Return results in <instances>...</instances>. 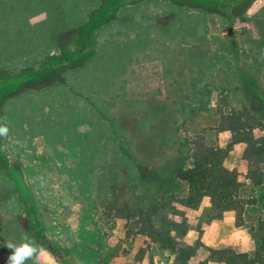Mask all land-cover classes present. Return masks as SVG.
<instances>
[{
	"label": "rangeland",
	"instance_id": "rangeland-1",
	"mask_svg": "<svg viewBox=\"0 0 264 264\" xmlns=\"http://www.w3.org/2000/svg\"><path fill=\"white\" fill-rule=\"evenodd\" d=\"M26 89L35 93L17 96L18 121L52 110L30 126L37 137H0V264L25 237L37 247L26 264H174L140 228L142 214L187 195L180 156L198 143L226 148L231 116L253 132L238 137L245 147L264 145V0H0V104ZM242 149L226 167L245 171ZM14 163L26 190L11 181ZM254 195L242 229L255 251L264 184ZM170 220L169 209L154 217ZM233 245L218 249L243 252ZM208 257L200 249L189 264Z\"/></svg>",
	"mask_w": 264,
	"mask_h": 264
},
{
	"label": "trees",
	"instance_id": "trees-1",
	"mask_svg": "<svg viewBox=\"0 0 264 264\" xmlns=\"http://www.w3.org/2000/svg\"><path fill=\"white\" fill-rule=\"evenodd\" d=\"M228 119L231 120L230 124L221 129L231 137L226 148L198 143L195 148L178 159L179 168L176 172V179L187 186V195L184 198L168 197L167 199L170 200L168 203L166 201L159 206H154L147 214H142L140 234L148 238L151 244H157L161 249L171 251L175 255L174 264H189L200 249H205L209 253V257L202 264L209 262L264 264L263 219H260L257 225L250 229L257 243L252 253L239 252L234 247L214 249L202 242V238L210 231L212 224L224 220L228 214L235 216L236 227H248L245 211L248 207L257 205L258 198L254 193L257 187L264 184L262 167L264 145L256 148L255 143H249L248 148L245 147L246 140L238 139V137H253V132H247L246 125L234 121V116ZM236 148H246L243 157L245 164L243 173L226 167L230 153ZM82 180L85 182V179ZM19 189L26 190L22 187ZM24 194L26 198L29 197L27 191H24ZM22 196L24 198V195ZM205 198L210 200L207 220L196 227L199 234L197 243L187 245L181 242V239L194 228L192 221ZM166 209L170 210L172 220L157 226L154 221L155 215ZM133 217L130 216V218ZM145 254V251H140L138 259L143 260Z\"/></svg>",
	"mask_w": 264,
	"mask_h": 264
},
{
	"label": "crops",
	"instance_id": "crops-1",
	"mask_svg": "<svg viewBox=\"0 0 264 264\" xmlns=\"http://www.w3.org/2000/svg\"><path fill=\"white\" fill-rule=\"evenodd\" d=\"M56 37L53 38V42L54 39ZM54 44V43H53ZM56 47V46H55ZM55 47L50 51V54H53V50L55 49ZM66 52H72L71 48L66 49ZM30 59V58H29ZM33 60V59H31ZM25 63H22L21 68H25L27 65H23ZM16 65V64H14ZM20 67V66H19ZM17 68V67H16ZM14 69H10V70H15ZM27 68V67H26ZM16 71V70H15ZM81 87H78V90ZM24 91H28L27 93H35L33 91H29V90H20L19 94H13V96H11L10 98L7 99V109L5 110L4 107V102H2V105L0 106V125L6 126L8 128V134L7 135H3L0 137H9L11 143H16L17 142V137H37V135H33V129L31 130L32 126L31 124L28 123V121H18L17 116L13 113V106L15 104V102H17V96L21 97L22 95H27L24 94ZM5 104V105H6ZM70 106V108L72 109H88L90 110L91 107V103H85L84 105L78 104L75 105V103L71 104L68 103ZM48 106L50 108V110L48 109ZM57 104H54L53 107H57ZM78 106V107H77ZM53 108V109H54ZM16 109V108H15ZM43 112L40 113L36 119L34 121H36L34 123L33 126H40V128L42 127V122L43 120H47L49 119V114L50 111L52 110V107L50 105H47L43 108ZM55 110V109H54ZM49 125H53V124H49ZM1 147V146H0ZM242 152H244V150L242 148H237L236 150L232 151L230 153V157L237 153L240 154L242 156ZM229 159V158H228ZM227 165V163H226ZM227 168H229L230 170H233V167H229L227 166ZM11 172L12 173V177H11V181L14 184L15 188L18 187H22V188H28V177H27V170L25 167H22V164H20L19 166L16 165V163L13 164V167L11 168ZM18 170V171H17ZM239 172H243L242 168L238 169ZM17 175V176H16ZM208 199L209 198H205ZM210 202V200H209ZM198 239V234L192 230L189 231V233L187 234V236L185 237V241L190 245L192 243H194L195 240ZM203 242L206 246L208 247H212L215 249L221 248L225 245H241L242 246V250L243 252H249V250L254 251L253 249H251V238L247 232V230H244L242 228H237L235 225V216H233L232 214H228V217L224 218V220L220 221V222H215L213 223L211 229L209 232H207L204 235L203 238ZM233 245V246H234ZM209 264H218L216 262H209Z\"/></svg>",
	"mask_w": 264,
	"mask_h": 264
},
{
	"label": "clouds",
	"instance_id": "clouds-1",
	"mask_svg": "<svg viewBox=\"0 0 264 264\" xmlns=\"http://www.w3.org/2000/svg\"><path fill=\"white\" fill-rule=\"evenodd\" d=\"M8 131L6 126L0 125V136L7 135ZM6 248L11 250L6 264H26V261L32 258L37 252V247L34 242L27 237L19 245L9 243Z\"/></svg>",
	"mask_w": 264,
	"mask_h": 264
}]
</instances>
